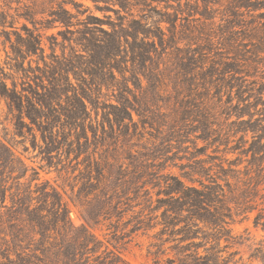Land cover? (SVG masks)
<instances>
[{"label":"trees","instance_id":"obj_1","mask_svg":"<svg viewBox=\"0 0 264 264\" xmlns=\"http://www.w3.org/2000/svg\"><path fill=\"white\" fill-rule=\"evenodd\" d=\"M99 1L104 4L103 12L113 11L117 4L121 10L132 7L123 0ZM170 1L177 3L176 11L180 14L192 16L201 12L202 18L208 19L207 10L215 0H160ZM191 2L195 6L188 10ZM138 7L145 11L148 5L143 2ZM226 7L227 23L178 24L181 30L176 34V45L185 42V50L180 51L185 61L191 51L197 55L191 59L192 66L199 69V78L197 83H191L187 79L190 73L186 74L185 69L180 74L177 72L181 78L173 87L171 98L181 99L172 123L170 116L164 123L163 115L153 111L157 97L152 103L142 97L143 93L139 96L132 92L133 103L123 97V83L113 79L112 71L122 76L120 65L108 68L109 60L120 52L122 35L106 34L110 44L98 45L102 54L100 61L79 64L62 55L49 66L45 65L40 77L41 81L46 78L48 85L39 93L41 104L36 116L28 115V118L40 134L42 145L38 143L37 148L43 167L69 183L71 202L79 209L83 222L74 225L60 193L48 181H40L39 173L0 141V264H128L120 256L101 250V242L90 231L98 224H106L110 233L120 237L153 231L150 247L154 249V264H228L235 255L229 250L238 243L229 228L235 218L248 219L256 211L253 227L264 229V208H259L264 203H257L258 199L264 202V196H260L264 189H260L264 182V89L261 88L264 74L260 70L264 61V0H229ZM246 17H250V23H244ZM181 19L175 14L174 18L167 16L164 21L176 25L174 22ZM52 21L63 26L69 23L58 14ZM157 34L152 38L160 40V51L153 48V42L152 50L138 51L143 59L146 54L153 52L160 56L174 47V33L166 42L161 33ZM91 41L86 43L88 54L96 45ZM39 43L37 38L38 46ZM190 45H196L197 49L187 48ZM218 50L223 51L224 57L210 61L211 71L206 72L202 54ZM176 51L173 55L177 59ZM104 70L110 73L108 79ZM159 73L150 80L157 87L165 79ZM140 74L147 80L145 73ZM11 84L9 88L5 79L0 81V96L10 108V103L16 105L22 118L21 97L13 79ZM222 86L237 90L240 104L243 97L250 98L257 93L261 108L251 109L253 105H247L249 117L253 112L259 113L250 130L251 140L242 138V145L227 150L231 154L237 151L235 159L218 158L216 174L210 175L211 169L205 167L202 159L193 161V165H180L183 169L189 168L183 173L190 183L186 184L177 176L163 173L162 164L171 159L163 153L157 155L160 152L157 148L152 151L132 144L128 135L131 111L147 119L146 124L151 128L166 127L168 133L175 124H180L179 130L165 137L176 139L179 145L192 134L186 129L188 122L199 123L197 129L205 138L214 137L217 144H228L235 133L231 126L218 124L207 105L205 111L191 108L195 101L206 98L198 91L219 90ZM103 87L120 94L116 104L105 103ZM100 111L101 120L98 119ZM232 111L233 107L225 115L229 116ZM241 114L244 115L237 116ZM28 171L32 172L30 177H26ZM255 251L263 252L257 257L264 264V251ZM170 253L172 257H161Z\"/></svg>","mask_w":264,"mask_h":264},{"label":"rangeland","instance_id":"obj_2","mask_svg":"<svg viewBox=\"0 0 264 264\" xmlns=\"http://www.w3.org/2000/svg\"><path fill=\"white\" fill-rule=\"evenodd\" d=\"M123 1L130 3L132 7L127 8L128 10H121L117 4L113 6L115 12H113L114 10L103 12L101 9L104 4L99 0H0V21L4 22L0 23V81L5 79L7 86L11 88V80H14L23 109L20 110L23 111L22 118H19L20 113L16 105L10 103V108L8 102L0 96V141L9 146L26 166L35 169L39 173L40 181H48L49 185L60 193L63 202L67 205L68 217L76 226L82 224L83 221L79 209L71 202L72 194L69 190L70 187H68L69 183L64 181L63 177H58L53 170L43 167L44 162H41L37 148L38 143L42 145L40 134L28 118V115L36 116V111L41 104L39 93L42 92L43 86L48 85L46 78H42L41 81L40 77L45 65L49 66L62 55L79 64L93 60L100 61L102 54L98 45L110 44V37L106 34L114 32L122 35L120 52L113 60H109L110 66L108 68L111 69L117 64L120 65L122 76H119L114 69L112 71L113 79L123 83V97L130 103H133L132 92L139 96H141L140 93H143L142 97L151 103L157 97L158 101H153L155 105L153 111L163 115L164 123H166V118L170 116L172 123V119L175 117L173 113H175L180 102L179 99H181L173 100L171 98L173 87L178 84L181 78L177 72L180 74L182 73L181 70L185 69L186 74L190 73L187 79H191V83H197L199 78L197 76L199 69L196 68V65L192 66L194 62L191 59L196 58L197 55L191 51L189 55L187 54L185 61L183 60L184 56L180 54V51L186 48L185 42H177L176 45L178 38L176 34L181 30L178 24L192 23L193 26H196L199 23H227L228 11L226 6L229 0H215L210 5V9L207 10L208 19L202 18L201 12L193 13L192 16L180 14L176 11L179 6L172 1L168 3L160 2V0ZM143 2L148 5L145 11L138 7ZM182 4L183 2H181ZM190 5L188 10L195 6L194 2H191ZM55 14L67 18L69 23H66V26L61 23H54L52 20ZM175 14L182 18V21H175L176 25H170L164 21L167 16L174 18ZM245 21L244 23H250V17H246ZM158 32L163 35V42L172 39L171 33H174V47L167 49L160 56L153 54V52L150 55L146 54L143 59L138 55V51L152 50L153 42L155 44L153 48L160 51L158 45L160 40L152 38ZM37 38L40 39L39 46ZM87 40H92L91 42L96 44L92 48L91 54H88ZM187 48L197 49L196 45H190ZM175 50H178V52L176 51L177 56H179L177 59L173 55ZM221 57H224L221 50L202 54V58L205 59L204 70L206 72L211 71L212 65L209 62H215ZM262 66L260 70L264 74V61ZM157 71H160L159 74L162 72L165 76L164 81L162 80V84H158V87L155 85V81H150L152 75L156 76ZM103 73L107 79L110 77V73L105 70ZM140 73H145L148 81ZM227 75H225L226 78ZM219 78L217 77V79ZM261 88L264 89V87ZM101 92L105 103L116 104V99L120 97L117 91H111L104 87ZM198 93L206 95V98L195 101V106L193 105L194 107L191 108L194 111H205L204 106L207 105L208 111L216 117L218 124L231 126L235 133L232 134L233 137L229 139L228 144H217L215 142L217 138L214 137L205 138L203 132L197 129L200 127L197 122L186 124V129L191 130L192 134H189L186 142L181 145L177 144L176 139L165 138L173 134V131L179 130L180 124H175L171 133H168L166 127L153 129L146 124L147 119L138 117L132 111V122H128V135L131 136L132 144L136 147L146 146L148 150L152 151L157 148L160 151L157 155L163 153L171 159L162 164V167H165L163 173L177 176L186 184L190 183L184 178L183 173L189 168L183 169L179 166L192 164L193 161L202 159L206 162L205 167L211 169L210 175L216 174L218 158L235 159L237 151L231 154L227 153V150L242 145V138L251 140L250 130L253 120H257L259 113L253 112L254 115L249 117L247 105H253L251 109H254V106H257L256 110L261 108L257 93H254L250 98L249 96L243 97L244 101L241 104L238 103L239 92L235 89H225L224 86L219 90L217 88L209 91L200 90ZM262 99H264V92ZM228 107H230L229 110H227ZM232 107L233 111L229 116H226L225 113L232 110ZM238 113H244V115L237 116ZM92 117L94 116L92 115ZM98 119L101 120V111ZM144 122L145 124H143ZM106 129H108L107 126ZM212 129L217 130L218 128L213 127ZM115 133H119L118 130H115ZM204 138L205 140H203ZM162 139L167 142H163ZM246 146L247 144L244 147ZM137 149L133 148L135 151ZM244 164L239 167L242 168ZM15 169H18V165H15ZM31 173L28 171L26 177H30ZM219 182L222 184V181ZM262 188H264V182L260 185V189ZM261 195L264 196V189L261 191ZM257 203L264 202L258 199ZM259 208H264V204ZM255 214L256 211L250 213L248 219L237 217L229 224L231 233L237 237L238 243L229 250V252H235V255L228 264H233V261L234 263L236 261L237 264H263L258 258L263 252L259 254L255 249L264 251V229L253 227L252 218ZM105 225L98 224L90 228V231L101 242V250L106 249L108 252L120 256L128 264H154L155 259L152 255L154 249L150 247V243L154 241L151 237L153 231L147 234L139 232L137 235L120 237L110 233ZM166 247L168 245L164 246V248ZM161 257L165 259L172 257V254Z\"/></svg>","mask_w":264,"mask_h":264}]
</instances>
